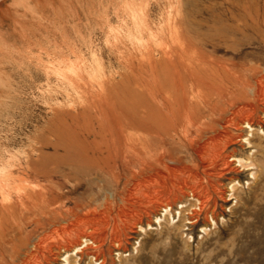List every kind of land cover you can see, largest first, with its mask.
Listing matches in <instances>:
<instances>
[{
  "label": "rangeland",
  "instance_id": "374dc122",
  "mask_svg": "<svg viewBox=\"0 0 264 264\" xmlns=\"http://www.w3.org/2000/svg\"><path fill=\"white\" fill-rule=\"evenodd\" d=\"M15 1L0 3V53L5 52L0 57V153L6 160L11 154L13 162H23L32 156L31 166L38 174L40 170L44 173L41 171L38 176L32 173L28 187L40 189L46 186L50 190L47 196L53 209L62 202L65 204L57 211L59 217H53L50 213L42 214L45 208L39 206L38 200L35 211V205L20 203L12 193L14 213L10 211L4 214L5 217L2 215L4 218L0 217V230L3 231L0 236L5 237H0L5 240V246H0V250L8 254L11 246L24 249L26 246L20 245L21 239L30 243L47 236L49 241L53 238L59 241L61 231L56 232L59 238L52 232L69 222L66 220L71 213H78L80 217L90 213L91 216L98 212V205L106 197L112 210L110 224L115 219L124 231L121 233L122 250L117 251L109 242L105 245L107 264H120V259L136 260L138 264H163L165 261V264H264V100L258 96L254 99L243 82L246 76L250 77L252 68H258L261 72L258 82L264 88V0H138V5L147 6V10L137 14L112 9L121 6L125 0H35L37 3L28 0L31 8L36 7L35 12L27 17L32 20L26 19L23 26L18 22L19 18L15 20L18 16L7 8L13 7ZM36 16L40 17L39 20ZM174 24L180 39L171 36ZM19 34L26 37L22 36V40ZM177 43H184L191 50L197 49L204 61L218 66L217 71L205 72L213 80L211 88H217L212 92L216 99L214 105L218 104L212 117L205 120L207 129L224 131L221 128L226 127L225 119L233 112L231 106L251 103L256 109L252 128L240 124L237 119V126L226 127V132L222 133L227 139H235L234 145L225 149V154L248 157L254 168L246 170L232 163L222 175L205 178L201 174L209 187V199L194 225L186 224L184 219L195 204L188 189L184 188L175 197L170 196L168 203L172 211L169 217L159 205L139 201L138 194L134 195L147 174L140 163L124 164L121 159L116 161L110 157L106 158L107 163L96 160L98 163L95 161L94 164V161L83 159L79 164L74 153L55 152L52 148L56 140L68 142L83 126L98 124L95 112H84L87 102L83 97L98 91L102 82H108L105 88L116 94L139 92L155 78L166 82L180 80L184 84V76L190 74V70H185L180 63L173 66L160 54L162 47ZM219 66L232 69L226 71ZM214 92H223L217 95L222 98L217 99ZM184 106L187 107L188 103L183 102L181 107ZM103 136L98 140L102 141ZM240 137L247 140H240ZM41 146L42 155L37 158L40 153H34L33 149ZM165 151L167 162L176 159L184 165H191L188 163L191 158L198 162L196 154L191 150L186 153L177 143L167 141ZM108 163H114L116 168H100ZM199 164L202 172L207 163ZM48 179L53 180L60 190L53 188ZM234 182L239 184L231 190ZM71 187H76V191L69 192ZM181 206L185 211L179 220L177 212ZM128 208L135 213L131 214ZM124 209L131 212L128 214L130 225L122 221L126 218L120 213ZM57 217L60 223L56 226ZM157 218H160V224ZM37 220L41 224L37 225ZM133 222H136L135 226ZM203 228L207 229L206 232ZM52 245L51 256L42 259V264H90L89 258L80 260L74 252L65 262L64 253ZM118 252L122 253L120 257ZM155 257H159V262Z\"/></svg>",
  "mask_w": 264,
  "mask_h": 264
},
{
  "label": "bare ground",
  "instance_id": "6f19581e",
  "mask_svg": "<svg viewBox=\"0 0 264 264\" xmlns=\"http://www.w3.org/2000/svg\"><path fill=\"white\" fill-rule=\"evenodd\" d=\"M8 1L9 0H0V3L6 4ZM137 1L138 0H125L124 3L122 2L121 6L117 7L116 5L112 9L114 11L124 10L125 12L126 10H130L134 14H137L136 12L138 11L145 12L147 10L146 9L147 6L146 7L140 6L138 5ZM35 2L37 3V1ZM30 6L31 5L28 0H17L15 1L13 7H7V8L8 10L10 9L16 16H18L17 19L15 18L14 19L18 20L19 18L18 22L22 25V23L23 24L26 23L27 22L26 19L30 17V16L28 17L29 13L35 12L33 11V9L36 6L34 8H31ZM32 6L34 5L32 4ZM31 15H35V14H31ZM36 17L38 19L39 16ZM28 20H32V19H28ZM18 22H16V24ZM36 24H40V23L36 22ZM175 26L176 25L174 24L173 29L170 30L172 31L171 36L180 39L179 31L175 29ZM21 31L25 32V30L23 29ZM18 32L20 33V30H18ZM19 35L21 36V34ZM1 53L3 54L5 52L3 51ZM1 53H0V57H1ZM160 54L161 57H164V59L165 58L168 59L173 66L174 64L180 63L181 65H183V68H185V70L187 71L190 70L189 71L190 74L184 76V81H183L184 84L181 83L180 80L178 81L173 80L166 82L155 78L151 81L150 84L145 85L143 89L141 88L139 92H135V93L123 92V94H116V93L108 92L109 90L106 89L107 88L106 85L108 82H102L100 89L98 91L96 92L92 91L90 92V94L83 97V101L87 102V105L86 106L84 105L85 107L83 108L84 112H86V110L87 111L91 110L92 112H95V114L97 115L96 117L98 118L99 121L98 124L83 126L81 129H79L78 135L75 138L69 139L70 141L68 142L59 143L57 142L59 140H56V142L52 144V148L55 152H59L60 150H65L74 153L73 155L76 157L75 161L78 162L79 164L82 163L83 159L89 160L91 162L94 161L93 163L95 164L98 160L105 161L110 157L114 158L116 161L121 159L124 164H129L131 162L140 163L143 170L150 175L147 176V174H145L146 177L143 178L144 176L141 174L143 179L141 180V184H139L138 187L136 188L137 192L134 195L138 194L139 197L137 198V200L139 201L144 200L146 202L155 203L159 205L160 209H162L164 214H166L169 217L171 216V211H172L171 208L172 206L168 203L170 196L175 197L179 192L184 191V188L188 189L191 192V196L193 197L195 204H193L194 206H192L191 211L187 213L188 217L184 219L187 220L186 224L194 225L195 223L198 222V217L204 211L205 204L209 199V187H207L208 184H205L203 182L202 180L203 178L201 177V174H203L205 178L209 176L211 177L214 174L222 175L224 170L228 169L232 163H237L238 166L246 170H250L254 166L253 161L250 160V158L248 157L239 158V157H235L234 155L229 156L228 154H225V149H227V147L230 144L234 145L235 139H227L222 135V133L226 132L227 130L226 127L237 126L239 124V121L240 124L242 123L245 124L246 127L252 128L254 123V119H253L254 112L256 109L254 108L255 106L251 105V103L250 104L243 103L242 105L240 104L241 105L240 107L239 105L231 106L234 109L231 114L229 113V111L227 112L231 116H228L225 119L226 127L223 126L221 128L222 130L224 129V131L218 132L219 130L217 129H212V128L207 129L208 126L207 127L205 126L206 124L205 122L207 121L205 120H208L209 117H212L213 112L217 110L216 105L218 104L214 105V103H216V99L214 98V94L212 92V89L213 88L215 89L216 86L211 88V85H213L212 84L213 80L210 78L211 76L210 77L206 76L205 72L217 71L218 66L214 64L213 65L208 64L206 61H204L203 58L204 56H202L200 53L197 52V49L191 50L189 46H187L184 43H177L170 47L164 46L162 47V49H160ZM147 56L148 58L150 56L149 50L147 51ZM142 57L145 58L144 56ZM213 63L215 62L213 61ZM226 67L219 66V68H222L226 71H230L232 69L231 67H227V68ZM251 72L252 73L250 77L246 76L245 81L243 82H245L244 83L245 86L249 88V90H251L254 99L256 96H258L262 101L264 100V93H263L264 88L261 85V83L258 82V78H259L258 75H261V72L258 70V68H254V69L252 68ZM252 78L254 79L257 78V79L251 80ZM180 79H182V77ZM218 93L219 95H222L223 92H218ZM218 93H215V95L217 96ZM232 95H230V97ZM114 98L115 100H113ZM218 98H222V96H217V99ZM183 102H187L188 106L181 107V104H183ZM218 110H222V109H218ZM49 132L53 133L50 129ZM207 134L211 136L206 137ZM102 136H103L102 141L98 140V138ZM92 137L94 138L93 141H91ZM239 139L247 140V138L245 137H240ZM167 141H170L172 144L177 143L181 147V149L184 148L186 153H188L191 150L194 154H196L195 159L198 162L196 163L193 158H191V160L188 161V163H190L191 165L189 164L184 165L180 163L179 160L176 159H174L173 161L171 160V162H167L165 160V158L167 157V153L165 151V146L167 145ZM158 144H161V146L160 147L157 146ZM248 144H250L249 141ZM156 147L158 149H156ZM41 151H42V146L40 148L33 149L34 153L36 154L40 153L37 156V158L41 157L42 155ZM8 156L12 157L11 154ZM8 156L6 157L8 158ZM10 157L8 160H6L5 158L3 159V154L2 152L0 153V217L4 218L5 217L4 214H9L10 211L13 212L14 210L13 208L15 202L12 201V196H11L12 193L16 194L18 200H20V203L22 204L30 203L31 205L32 204L35 205L38 204L36 203L38 200L39 206L42 207L43 209L45 208V210L47 211L46 212L44 210L42 214L50 213L51 215H53V217L54 215L59 217L57 211L62 206H64L65 203L62 202V204H60L61 206L58 205V207L56 206L53 209V207H51L52 203L49 202V198L47 196L50 190H48L46 186L41 187L40 189L38 188L35 189V187L32 188V187H28L27 185L28 179L30 178L32 173L38 176L41 171L44 173V170L39 169L40 172L38 174V171H36V169L31 166L32 156L27 157V159L23 160V162L21 161L13 162V158L11 161ZM115 160L114 163L117 164ZM181 161H183V159ZM107 162L108 161H105V163ZM199 162L202 164L207 163V166L204 167V170L202 172L199 171V165H200ZM114 163L113 164L108 163L106 164L107 166L104 165L103 167L100 168L103 170L109 167L116 168ZM72 168L73 167H71V169ZM45 173H47V171ZM44 176L50 179L53 178L52 175H44ZM73 176H71V178H74ZM50 179H48V181L51 184V186L54 188L55 184L53 183V180ZM67 180L69 183H71L70 182L71 180L69 178ZM238 184H239L238 182H234L231 185V190L236 189ZM76 189H77L76 187L74 188L71 187L69 192L70 191L75 192ZM59 190L57 189V191ZM105 198L103 201H101L102 203L98 202L100 204L98 205L99 210L97 209L98 210L97 213H92L90 211L93 214L91 216L89 215L90 213H88V215H84L81 217L80 214L78 213L77 214L71 213L70 214L71 216L70 217L68 216V219L66 220L69 222H66V224L64 225L60 224L62 228L60 229L58 228L57 230H54L55 232H52L56 234V232L61 231L60 234L61 238H59L58 237L59 235L56 234V236L58 235L57 237L59 238V241H57V239L54 240L55 238H53L52 241H49L47 236L46 237L41 236L42 238L39 237L38 239H35L33 242L30 243L26 242L25 239L24 240L21 239L20 245L23 244L24 246H26L24 247V249L22 248V250H24L25 253H22V250L18 246L16 247L11 246L13 248H10L8 254L5 253V251L0 250V264H42L41 263L42 259L47 260L48 257L51 256L52 248H54L52 244H55L54 246L58 250H61L64 253L63 257L65 262H68L69 259L71 258V255L69 256V254L74 252V256L79 257L80 260L83 258H89L90 264H107L106 262L107 259L104 256L105 245L107 244V242H109L110 244L113 245L114 248L117 249V251L122 250L121 233L122 232L124 233V231L120 228V226L117 224L115 219L112 218L113 223L110 224L109 217L111 216L112 210L110 209V206L108 204L109 202L107 203L108 199ZM133 202L136 203L135 201ZM133 202L130 201L129 203L133 204ZM79 205L77 206L79 207ZM88 205L89 204H87V206ZM35 206L36 209L37 205ZM78 207L77 209H79ZM125 209L121 210L120 213H122L127 218V219L125 218L122 221L128 225L130 223L129 222L130 220H128L129 219L128 216L130 215L128 214H130L131 212H132L131 214H133L135 213V211H133L131 208H128L127 211H131L130 213H128L127 211H125ZM35 211H37V209ZM35 211L33 213H35ZM184 211L185 210H183V206H181L180 210L177 212L179 220L182 218V212ZM2 215H4V217ZM118 216L121 217L119 214ZM58 217L56 221L54 220L55 221L54 225L56 224L58 225L60 223L59 221L60 218ZM7 219L9 220V218ZM13 219L14 218H12V220ZM156 220L160 224V218H157ZM35 222L37 225L41 224V221L39 220ZM62 222H64V219ZM13 223L15 224V222ZM133 224L135 226L136 222H133ZM202 230L206 232L207 229L203 228ZM19 232L21 233V231ZM2 233L3 231L0 232V235ZM0 237H4V236H0ZM4 239L2 238L0 240L1 247L5 246ZM9 243L7 245H9ZM117 255L120 257L122 253L118 252ZM168 261L170 263L169 259ZM165 262L163 264H165ZM120 264H138V262L136 260L130 261L126 259H120Z\"/></svg>",
  "mask_w": 264,
  "mask_h": 264
}]
</instances>
